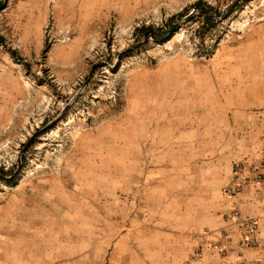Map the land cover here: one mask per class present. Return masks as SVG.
<instances>
[{
  "label": "rangeland",
  "instance_id": "1",
  "mask_svg": "<svg viewBox=\"0 0 264 264\" xmlns=\"http://www.w3.org/2000/svg\"><path fill=\"white\" fill-rule=\"evenodd\" d=\"M262 184L264 0H0V264H203Z\"/></svg>",
  "mask_w": 264,
  "mask_h": 264
},
{
  "label": "crops",
  "instance_id": "2",
  "mask_svg": "<svg viewBox=\"0 0 264 264\" xmlns=\"http://www.w3.org/2000/svg\"><path fill=\"white\" fill-rule=\"evenodd\" d=\"M234 206L238 217L229 212ZM224 213L205 224L203 264H264V184L229 199Z\"/></svg>",
  "mask_w": 264,
  "mask_h": 264
},
{
  "label": "trees",
  "instance_id": "3",
  "mask_svg": "<svg viewBox=\"0 0 264 264\" xmlns=\"http://www.w3.org/2000/svg\"><path fill=\"white\" fill-rule=\"evenodd\" d=\"M146 33L148 36H153L155 38V40H157V41H162L163 39H165V35H160L156 31H153L152 29H148L146 31Z\"/></svg>",
  "mask_w": 264,
  "mask_h": 264
},
{
  "label": "built area",
  "instance_id": "4",
  "mask_svg": "<svg viewBox=\"0 0 264 264\" xmlns=\"http://www.w3.org/2000/svg\"><path fill=\"white\" fill-rule=\"evenodd\" d=\"M233 215H234L235 217H238V216H239V212H238L237 210H235V211L233 212ZM253 225L256 226V223H254ZM253 244H255V243L253 242Z\"/></svg>",
  "mask_w": 264,
  "mask_h": 264
}]
</instances>
